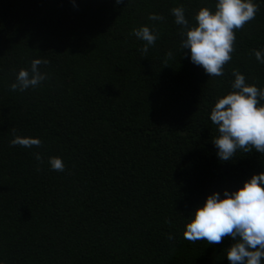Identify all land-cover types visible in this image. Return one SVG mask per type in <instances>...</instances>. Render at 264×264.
Here are the masks:
<instances>
[{"label": "trees", "instance_id": "1", "mask_svg": "<svg viewBox=\"0 0 264 264\" xmlns=\"http://www.w3.org/2000/svg\"><path fill=\"white\" fill-rule=\"evenodd\" d=\"M254 2L223 75L211 77L181 47L171 9L195 23L216 0H0L3 264H230L231 237L208 244L184 231L208 195L264 171L254 149L220 161L210 120L233 70L264 88L254 54L264 50V0ZM144 25L157 34L147 52L133 34ZM36 58L48 79L12 90ZM17 135L42 143L10 144ZM54 156L63 171L51 169Z\"/></svg>", "mask_w": 264, "mask_h": 264}, {"label": "clouds", "instance_id": "2", "mask_svg": "<svg viewBox=\"0 0 264 264\" xmlns=\"http://www.w3.org/2000/svg\"><path fill=\"white\" fill-rule=\"evenodd\" d=\"M115 3L122 4L124 0H115ZM258 8L254 0H216L214 9L205 6L198 10L195 23L186 18L182 6L172 8L171 13L175 23L182 26L181 47L190 51V61L214 77L223 75V66L232 58L235 29L254 19ZM149 19L162 17L153 13ZM133 34L146 42L144 52L157 40V34L147 25L134 29ZM254 54L264 63V50H254ZM167 56L170 58L172 52ZM42 63L48 62L36 58L29 69H20L10 86L12 90L23 92L48 79L39 67ZM233 75L232 91L218 98L210 113V120L218 130L212 142L222 162L232 160L238 149L264 153V88L249 85L245 75L237 70H233ZM41 143L37 137L19 135L10 141L12 145L28 148ZM35 155L37 160L41 159L39 153ZM49 165L53 170L65 169L61 157H50ZM188 220L185 239L220 244L225 237H231L234 242L226 254L230 264H264V171L254 173L237 190L212 192Z\"/></svg>", "mask_w": 264, "mask_h": 264}]
</instances>
